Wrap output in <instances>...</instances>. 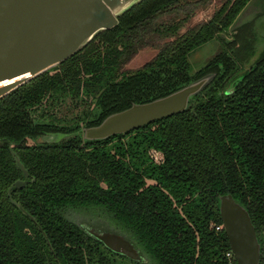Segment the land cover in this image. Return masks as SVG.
Returning <instances> with one entry per match:
<instances>
[{
  "label": "trees",
  "instance_id": "trees-1",
  "mask_svg": "<svg viewBox=\"0 0 264 264\" xmlns=\"http://www.w3.org/2000/svg\"><path fill=\"white\" fill-rule=\"evenodd\" d=\"M211 1L139 0L114 26L0 97V264L134 261L88 234L70 210L104 214L138 250L134 264H227L226 235L214 228L226 193L248 212L264 264V47L241 72L252 25L232 22L249 0H216L207 19L192 21ZM229 27L221 49L191 73L188 51ZM147 47L154 54L124 71ZM208 71L214 77L182 111L105 139L76 132ZM65 101L82 106L56 115ZM50 132L70 136L27 143ZM16 179L26 183L10 186Z\"/></svg>",
  "mask_w": 264,
  "mask_h": 264
},
{
  "label": "water",
  "instance_id": "water-1",
  "mask_svg": "<svg viewBox=\"0 0 264 264\" xmlns=\"http://www.w3.org/2000/svg\"><path fill=\"white\" fill-rule=\"evenodd\" d=\"M137 1L0 0V97L66 59L98 31L114 26L117 15ZM214 75V71H208L163 95L143 102H131L129 106L107 114L96 124L81 126L76 132L80 133L82 140L105 139L109 135L182 111ZM241 77L242 74L237 75L228 84L225 93L231 92ZM42 135L48 140L41 139V142H56L70 136V133L50 132ZM52 137L55 139L52 140ZM10 154L26 176L27 171L15 153L10 151ZM25 183L24 179H16L10 186L20 187ZM17 206L25 212L19 204ZM218 209L235 264H258L259 243L246 209L230 193L219 196ZM81 226L112 252L134 261L141 259L138 250L123 235ZM37 227L41 230L39 225Z\"/></svg>",
  "mask_w": 264,
  "mask_h": 264
},
{
  "label": "rangeland",
  "instance_id": "rangeland-1",
  "mask_svg": "<svg viewBox=\"0 0 264 264\" xmlns=\"http://www.w3.org/2000/svg\"><path fill=\"white\" fill-rule=\"evenodd\" d=\"M217 5V1L212 0L211 3L206 4L203 8L196 11L192 18V21L207 19L212 10ZM245 21H250L252 25V54L249 56L247 61L243 62V69L241 70V72L246 69L250 63L256 60L264 47V0H249L241 9V11L236 15L235 19L232 22V25ZM229 29L230 27L226 32H219L218 35L211 37L210 39L204 41L203 43L193 47L188 51V53L186 54V58L189 65V71L191 73L204 65L209 58H211L221 49L222 43L230 37ZM154 52V48L147 47L139 49L136 54L123 66L124 71L131 72L135 68L140 67L154 54ZM81 106L82 104L80 103L72 106L65 101L55 110V114L58 116L68 115L71 113V110L72 112L77 111ZM41 139H44V141L48 140L47 137H43V135L41 134L34 137H27V143H40L41 141H43ZM54 139L55 137H52V140ZM68 214L76 222L80 223V225H86L98 231H110L119 233L127 239L130 238L127 234L122 232V230H120L119 228H115L111 221L108 220L104 214L102 215L99 212L95 213L98 216H89L86 212L76 210H70ZM121 262H125L126 264H134V261L130 262L126 258H122Z\"/></svg>",
  "mask_w": 264,
  "mask_h": 264
},
{
  "label": "built area",
  "instance_id": "built-area-1",
  "mask_svg": "<svg viewBox=\"0 0 264 264\" xmlns=\"http://www.w3.org/2000/svg\"><path fill=\"white\" fill-rule=\"evenodd\" d=\"M221 226L220 225H215L214 228L215 229H219ZM224 256L227 260V264H235L234 258H233V254L231 252V250L228 248L227 250L224 251Z\"/></svg>",
  "mask_w": 264,
  "mask_h": 264
}]
</instances>
